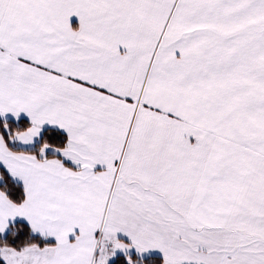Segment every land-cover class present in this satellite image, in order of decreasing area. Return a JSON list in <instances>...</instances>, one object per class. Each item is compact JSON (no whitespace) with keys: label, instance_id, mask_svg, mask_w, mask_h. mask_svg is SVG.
I'll return each mask as SVG.
<instances>
[{"label":"snow or ice","instance_id":"obj_1","mask_svg":"<svg viewBox=\"0 0 264 264\" xmlns=\"http://www.w3.org/2000/svg\"><path fill=\"white\" fill-rule=\"evenodd\" d=\"M0 264H264V0H0Z\"/></svg>","mask_w":264,"mask_h":264}]
</instances>
